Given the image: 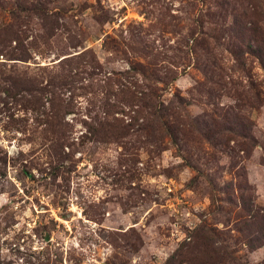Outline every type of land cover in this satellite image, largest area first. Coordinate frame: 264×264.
Listing matches in <instances>:
<instances>
[{"label": "rangeland", "instance_id": "1", "mask_svg": "<svg viewBox=\"0 0 264 264\" xmlns=\"http://www.w3.org/2000/svg\"><path fill=\"white\" fill-rule=\"evenodd\" d=\"M257 45L264 0H0V264H264Z\"/></svg>", "mask_w": 264, "mask_h": 264}, {"label": "trees", "instance_id": "2", "mask_svg": "<svg viewBox=\"0 0 264 264\" xmlns=\"http://www.w3.org/2000/svg\"><path fill=\"white\" fill-rule=\"evenodd\" d=\"M249 52L254 54L258 60L261 62L262 68L264 69V51L259 47V45L256 46V48H249ZM235 121H230L227 116H224L222 119L224 122H230L234 123V127L229 129L230 132H234V129L239 131V128L242 127V129H248L246 128V124L243 121V118L237 114L234 116ZM206 128V131L208 129V124H204V129ZM218 133L221 135H224V132L222 130H218ZM205 134V132H204ZM214 140L213 146L217 144L224 145V141ZM239 186L236 184V187ZM232 188L231 183H228L225 185V188L223 190L226 192ZM240 200L242 201V204L240 205V209L244 211L247 216L250 217V220H262L263 216L258 214V210L255 209V206L253 202L246 201L244 197H240ZM259 236L255 237V239H251L248 241L247 247L250 250H253L254 248L260 247L264 244V226H261L259 229ZM188 241H183L178 249L174 252V254L169 258L167 264H216L217 259L219 258V254L222 253V255H225L227 252L219 246H214L213 243L214 240V229L212 227L207 226L205 223L198 226L194 231L190 232V234L187 237ZM195 250L201 252V254L195 255L197 252Z\"/></svg>", "mask_w": 264, "mask_h": 264}]
</instances>
